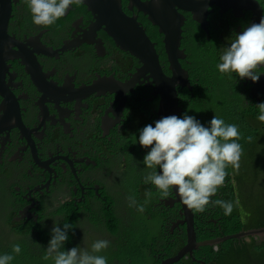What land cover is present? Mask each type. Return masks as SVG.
<instances>
[{"label": "flooded vegetation", "instance_id": "af4514ba", "mask_svg": "<svg viewBox=\"0 0 264 264\" xmlns=\"http://www.w3.org/2000/svg\"><path fill=\"white\" fill-rule=\"evenodd\" d=\"M7 1L11 14L4 31L6 41L0 40V245L2 228L6 240L19 243L22 249L29 246L25 232L31 223L51 232L54 224L61 227L63 222L57 211L83 204L80 213L75 211L79 226L90 227L89 206L96 212L107 209L106 220L117 223L115 230L107 225L99 229L103 225L95 222L90 227L94 239L110 241L101 253L108 264H164L177 256L187 246V234L174 193L139 200L129 195L124 180L116 184L113 174L141 172L144 154L134 144L135 137L146 119H160L161 99L155 95L150 74H144L139 60L123 51L105 27H96L97 14L90 6L72 5L55 24L38 26L31 22L23 0ZM221 5L208 9L205 32L207 40L213 38L224 50L233 32L238 34L255 22L256 12L261 10L264 17V0ZM123 7L144 27L164 73L171 76L168 59L164 64L163 54L157 50L163 35L129 0H123ZM181 13L186 21L187 15L192 17ZM153 31L160 35L156 40ZM185 37L184 26L183 41ZM235 78L245 100L255 90L254 107L264 102V75L255 84ZM120 86L125 91H118ZM88 89L90 93L82 95ZM138 182L142 188L150 186L141 176ZM138 206L144 211H138ZM192 213L198 242L220 243L200 246L174 264H214V257H221L227 242L222 239L229 216L218 204L203 213ZM260 222L264 224V220ZM205 235L211 238H203ZM255 240L256 245L261 244L264 234ZM86 244V233H82L80 245ZM233 256L237 264L235 253Z\"/></svg>", "mask_w": 264, "mask_h": 264}, {"label": "clouds", "instance_id": "9594fccd", "mask_svg": "<svg viewBox=\"0 0 264 264\" xmlns=\"http://www.w3.org/2000/svg\"><path fill=\"white\" fill-rule=\"evenodd\" d=\"M23 2L34 25L51 26L65 15L70 6L78 5L82 0H23ZM215 67L220 74L230 76L235 74V77L251 80L254 84L259 81L261 75H264V17L258 22L246 25L238 34L233 32L230 43L219 55ZM256 94L257 91L254 90L251 99L248 100L253 101ZM255 108L258 111L259 126L252 128L250 123L249 131L246 133L249 135L247 141L251 149L259 144L261 137L264 139V102L259 103ZM183 112L182 108V114ZM241 139L243 137L239 127L233 123H226L219 115H213L205 125L195 116L185 112L181 116H164L155 121L154 125H146L139 130L134 144L138 143L142 148L149 149L142 160L144 169L150 170L143 177V182L151 184L161 197H168L175 190L181 203L192 212L194 210L203 213L209 206L220 204L227 211L225 215L230 216L233 214L231 204L213 197L216 196L219 187L224 185L229 166L234 170L239 169L240 159L244 156ZM240 177L242 178L241 174ZM254 190L259 196L250 202L249 210L260 211L264 209V187H254ZM145 195L150 198L153 193L149 191ZM132 203L134 204L135 201L133 200ZM242 207L240 206L239 210ZM137 210L143 212L144 208L138 206ZM98 211L91 209L90 217L93 214L95 217ZM180 215L183 221L182 213ZM257 219V215H246L244 224L250 226V223ZM262 220L264 216L260 221ZM192 222L196 232L193 217ZM182 226H185L186 232V224ZM71 229L70 224H63V227L54 224L49 232L51 238L44 250V260H51L53 264H108L107 256L101 254L110 246V241L107 239L93 241L90 248L75 246L64 250V245L69 238L68 232ZM252 229L257 228H243L238 233L225 234L222 240L233 242L237 240L240 244L252 245L253 240L256 243L255 236L261 235L255 234L258 231ZM238 234L241 235L237 236ZM226 237L230 238L225 239ZM198 241L201 240L197 239V246L193 250L200 246L216 247L217 243H220L217 241L206 246L201 243L209 241ZM21 251L19 243L13 244L11 252L9 250L10 253H0V264H12ZM254 264H261V262L254 260Z\"/></svg>", "mask_w": 264, "mask_h": 264}, {"label": "trees", "instance_id": "16d2710c", "mask_svg": "<svg viewBox=\"0 0 264 264\" xmlns=\"http://www.w3.org/2000/svg\"><path fill=\"white\" fill-rule=\"evenodd\" d=\"M188 17L190 18L187 19V23L185 24L186 37L182 43V49H185L187 54V59L183 61V67L189 73V80L193 86V91L190 92L189 89L178 90L180 106L184 110L183 114L187 112L188 115L195 116L196 119L205 125L211 120L213 115L221 116L226 123L236 124L243 137L240 143L243 146L244 156L249 155L254 158L255 148H250L247 141L249 135L246 133L249 131L248 126L250 123L252 124V128L259 126V120L257 119L258 111L254 107L252 101L243 98L238 89L239 83L236 82V78L233 77V75L220 74L216 71L215 65L218 62L219 55L223 49L213 38L207 40L206 32L202 26L193 21L191 15H187V18ZM153 34L155 36H153V40L160 37V35H157L154 31ZM157 50L162 52L164 55H162V61L164 64H167L164 43L162 45L160 44V48H157ZM146 121L147 122L143 126L154 123L153 120L149 121L146 119ZM140 149L143 151L144 155L149 150L144 149L141 146ZM227 172L228 175L225 178L224 185L219 187L216 196L213 197V199H218L230 204L233 203V210L234 208H237V210L225 220L228 226L226 235L238 233L243 230V228L249 229L263 227L264 224L261 223L260 220L264 216V209L260 211L249 210L250 202L253 198L258 197L259 194L257 196L253 185L249 189V179H246L245 177L242 179L240 177V172L238 173V171L232 169L231 166H229ZM137 179L138 178H135V180ZM129 185L131 186L128 192L130 193V196L138 197V192H141L144 195L149 191L155 195L158 193L151 184L144 188L137 184V182L129 183ZM73 206H67L64 210L60 209L56 212L63 216L61 227H63V224H70L72 226V229L68 232L69 238L64 245V250H68L75 246L81 247V235L80 233H77L79 218L75 215V211L76 214L80 213V208L83 204H78L77 208L74 206L75 210ZM240 206H243L241 210H239ZM218 207L222 208L225 213L227 212L220 204H218ZM89 211H91L90 206ZM105 212L106 209H101L95 217L93 214L91 218H94H89L87 221L90 222V227H92V222H95L97 225H103L99 229H103L106 225L110 227L111 230L117 229V223L115 224L111 220H106ZM249 214L257 215L258 219L253 223H250V226H246L244 224V217ZM90 227L85 225V228L88 231H90ZM25 235L29 246L23 247L21 253L16 256L14 261L20 262V264H51L50 260L46 261L43 259V256L45 255L44 250L47 248L51 233L47 231L43 232L41 226L33 222L28 226ZM204 237L211 238L210 235H205L203 238ZM239 242L240 241H237V264H254V260H259L261 264H264V241L257 245L254 240L252 241V245L240 244ZM233 243L234 242L231 240L225 242V248L222 251L221 257H214L216 260L214 264H235L231 255H227L228 248ZM30 247H33L38 251L39 256L34 255L35 250ZM9 250L11 252V248H9Z\"/></svg>", "mask_w": 264, "mask_h": 264}, {"label": "water", "instance_id": "95a60500", "mask_svg": "<svg viewBox=\"0 0 264 264\" xmlns=\"http://www.w3.org/2000/svg\"><path fill=\"white\" fill-rule=\"evenodd\" d=\"M139 12H143L148 17L149 22L158 28V31L164 37V46L169 64L171 76L164 73L160 56L156 51L155 45L150 41L144 27L138 22L136 17L128 16L123 7V0H82L80 4L90 6L97 14L96 27L103 28L108 35L112 37L117 45L125 52L131 54L141 63L144 74H150L152 85L155 88V95L160 97L161 105L158 116L160 118L168 115H182L180 107V98L178 90L189 89L193 91V86L189 80V73L181 64V61L187 59L185 49H182L184 39V26L186 19L181 12L192 14L195 22L199 23L207 32V16L208 9L211 5L236 4L237 0H149L142 2L141 0H129ZM7 3V4H5ZM254 5V2H252ZM255 6V5H254ZM10 6L7 0H0V40H5V29L10 19ZM261 10L256 12L255 22L262 18ZM1 44V41H0ZM22 63L26 66L24 59ZM37 83V82H36ZM132 86L127 85V89ZM125 91V86L120 89ZM90 93L86 90L83 94ZM174 200L182 207V216L184 217L182 224H186V234L188 236V245L182 249L177 256L167 260L164 264H174L180 260L187 252H191L197 246V238L192 222V210L184 206L174 190ZM172 200V206L174 205ZM255 234H264V229ZM238 234L237 236H240ZM230 237H226L228 239ZM202 245L213 244L201 243Z\"/></svg>", "mask_w": 264, "mask_h": 264}, {"label": "rangeland", "instance_id": "374dc122", "mask_svg": "<svg viewBox=\"0 0 264 264\" xmlns=\"http://www.w3.org/2000/svg\"><path fill=\"white\" fill-rule=\"evenodd\" d=\"M264 147V139L263 137L260 138L259 144L257 149L254 150L255 155L254 158L248 156H244L243 158L240 159V166L238 170V173H241L242 179L245 177L246 179H249L248 184H249V189L252 187H256V188H260V187H264V154H262V148ZM136 170V169H135ZM150 170L144 169V165L142 164L141 167V172L138 171L137 169V174H133V173H129L126 174L124 171L121 172H116L113 173L116 176V184H120L123 180V185L125 187V189L127 190V192H129L131 186L129 185V183L132 182H137V180H135V178L138 177H144L142 176V174H147V172ZM130 179V181H128V178ZM139 184V182L137 183ZM138 198L139 200H144L146 199L145 195L141 192H138ZM130 194V193H129ZM237 202V199H236ZM55 203V201L53 202ZM100 207H103L102 204H100ZM231 208H233V203L231 204ZM100 210V209H98ZM3 235L4 237L1 239V245H0V253H9V248L12 247L13 243L12 241H7L6 237H5V230H3ZM77 233H80V235L82 233H86V242L88 241V244H86L84 247H88L90 248L92 242L94 241L92 233L85 228V225L83 226H77ZM95 237V236H94ZM96 240V239H95ZM233 253H235L236 257H237V249L234 248L233 244L228 248V252L227 255H231V258L234 259ZM257 253V251H256ZM34 255L39 256V252L35 250ZM226 255V256H227ZM51 261V260H50ZM12 264H19V262H15L13 261ZM51 264H53V262L51 261Z\"/></svg>", "mask_w": 264, "mask_h": 264}]
</instances>
